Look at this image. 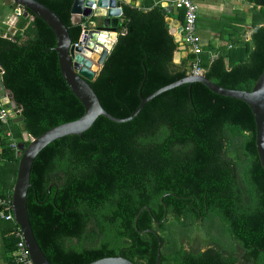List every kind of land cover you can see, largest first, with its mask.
<instances>
[{
	"label": "trees",
	"instance_id": "1",
	"mask_svg": "<svg viewBox=\"0 0 264 264\" xmlns=\"http://www.w3.org/2000/svg\"><path fill=\"white\" fill-rule=\"evenodd\" d=\"M37 1L59 16L72 43L79 40L81 24L71 21L73 0ZM246 3L264 11V0ZM121 8L116 40L88 81L101 106L117 118L130 116L140 95L188 76L194 59L188 54L174 61L179 42L161 6ZM17 16L14 34L0 31L1 84L22 107L26 132L36 137L79 118L84 109L60 72L54 32L28 9ZM250 29L242 56L233 62L225 52L208 59L203 45L201 64L209 80L229 89L252 88L264 70V19ZM12 128L27 144L18 126ZM18 160L4 149L3 192L12 189ZM29 183V220L50 264H88L119 255L135 264H155L158 239L160 264H264V171L253 114L244 101L201 82L159 93L126 122L98 116L80 135L50 142L35 157ZM143 206L150 212L141 211L135 228ZM210 215L220 221L233 248L216 243L204 250L166 251L169 216L183 224L184 218ZM6 223L11 231L13 224ZM9 237L13 250L15 238Z\"/></svg>",
	"mask_w": 264,
	"mask_h": 264
},
{
	"label": "water",
	"instance_id": "2",
	"mask_svg": "<svg viewBox=\"0 0 264 264\" xmlns=\"http://www.w3.org/2000/svg\"><path fill=\"white\" fill-rule=\"evenodd\" d=\"M20 9H28L34 15L41 18L54 32L56 38L55 51L62 77L70 91L78 98L83 106V114L72 121L64 122L45 130L40 135L33 137L26 132V127L21 115L22 107L13 100L16 106L17 116L13 122L17 124L19 131L27 144H21L15 180L12 186V204L15 221L21 228L26 248L33 264H50L40 245L38 244L29 220L26 195L30 186L29 178L32 163L37 154L50 142L66 135H80L87 130L98 116H104L114 122H126L135 116L143 105L159 93L178 86L182 83L198 81L205 84L211 91L230 96L244 101L254 117L255 122V148L264 171V70L261 72L250 90L229 89L209 80L204 74L199 76L188 75L185 78L165 85L150 95L142 97L138 107L125 118H117L109 114L100 104L88 81L93 80L110 48L107 46L108 33L116 31V27L122 16L121 2L119 0H73L70 12L71 21L74 24H85L82 28L77 44L72 43L69 32L63 21L50 8L37 0H11ZM95 5L94 11L91 7ZM163 11H171L164 8ZM95 18L92 20L91 18ZM167 22H170L169 20ZM87 23V24H86ZM182 25L176 30L175 40L180 42ZM3 88L0 82V90ZM10 97L13 99L11 92ZM2 95V93L0 94ZM143 209L150 212L147 206H143L134 219L135 228L137 219ZM145 231H152L147 229ZM161 242L158 239L155 264H160ZM88 264H135L122 256H108L94 260Z\"/></svg>",
	"mask_w": 264,
	"mask_h": 264
},
{
	"label": "crops",
	"instance_id": "3",
	"mask_svg": "<svg viewBox=\"0 0 264 264\" xmlns=\"http://www.w3.org/2000/svg\"><path fill=\"white\" fill-rule=\"evenodd\" d=\"M122 4H129L139 9H150L154 6L171 8V11L166 13V22L169 25V32L175 37L176 30L182 25L183 10L176 8L175 0H119ZM198 7L197 31L200 35L204 47L209 49L206 57L212 59L219 52L229 54L230 62L240 59L241 49L246 40L250 38V27L252 23L257 25L262 23L264 14H260V8L257 7V13L246 11L251 4L246 3V0H194ZM18 7L11 0H0V31L3 36H10L9 28L16 31L18 16L15 13V8ZM24 11V10H23ZM23 13V12H22ZM262 15L260 21L257 22L254 18ZM94 20L95 18H91ZM87 24V23H86ZM85 25V24H84ZM81 27H83L81 25ZM247 28V29H246ZM14 31V32H15ZM117 31H110L108 39H112L113 43L116 40ZM14 34V33H13ZM246 34H249L246 39ZM181 37V33H180ZM107 42H110L107 41ZM112 45V44H111ZM241 54V55H240ZM188 55L186 47L179 42L178 50L174 54V61L179 62L181 58ZM1 68V67H0ZM2 161V160H1ZM0 161V162H1ZM9 224L0 219V264H13L12 251L9 246L10 231H7Z\"/></svg>",
	"mask_w": 264,
	"mask_h": 264
},
{
	"label": "built area",
	"instance_id": "4",
	"mask_svg": "<svg viewBox=\"0 0 264 264\" xmlns=\"http://www.w3.org/2000/svg\"><path fill=\"white\" fill-rule=\"evenodd\" d=\"M176 8L183 10V22L181 32V43L186 47L188 54H193L194 59L190 63L188 74L199 76L204 74V68L201 64V53L203 51V43L197 31L198 7L194 0H175ZM92 11L95 5L91 7ZM23 12L19 7L15 8L16 15H21ZM84 27V24H82ZM82 27V28H83ZM77 44V42H75ZM3 73L0 68V82ZM0 161L4 149L12 150L15 156H20L22 141L17 139L13 134L12 124L13 119L17 116L16 106L12 105L13 99L8 91L4 88L0 90ZM17 125V124H16ZM24 140V139H23ZM0 219L13 224L11 235L15 238V246L12 251V257L15 264H33L29 252L26 248L24 236L21 228L15 221L13 204H12V189L2 191L0 185Z\"/></svg>",
	"mask_w": 264,
	"mask_h": 264
},
{
	"label": "rangeland",
	"instance_id": "5",
	"mask_svg": "<svg viewBox=\"0 0 264 264\" xmlns=\"http://www.w3.org/2000/svg\"><path fill=\"white\" fill-rule=\"evenodd\" d=\"M257 8L255 9V11ZM246 11L250 13H254V7L251 6L247 8ZM260 12V14H263ZM260 17L262 15H258L256 21H260ZM264 18L262 17V20ZM14 29L9 28L10 34L14 33ZM117 33V32H116ZM117 36V35H116ZM249 34H246V39L248 38ZM110 42L107 46L111 49L113 45V40L109 39ZM112 44V45H111ZM16 131V127H14ZM231 156L235 157V153H230ZM2 167V171H3ZM183 224H180L176 220L169 216L167 227L163 235H165L167 239V248L166 251H172L179 247L185 248H198L204 250L207 247H212L216 243H220L223 245V248L230 249L234 247V243H231L228 235L224 232L220 221L213 217L212 215L207 216L206 218H201L199 220L193 219L191 217H187L182 219ZM76 239H73L75 242ZM236 248V247H235ZM236 253H241L242 251L239 249L234 250Z\"/></svg>",
	"mask_w": 264,
	"mask_h": 264
},
{
	"label": "bare ground",
	"instance_id": "6",
	"mask_svg": "<svg viewBox=\"0 0 264 264\" xmlns=\"http://www.w3.org/2000/svg\"><path fill=\"white\" fill-rule=\"evenodd\" d=\"M106 40H107V41H109V39H108V38H107Z\"/></svg>",
	"mask_w": 264,
	"mask_h": 264
}]
</instances>
